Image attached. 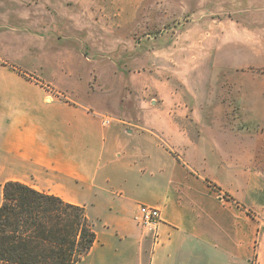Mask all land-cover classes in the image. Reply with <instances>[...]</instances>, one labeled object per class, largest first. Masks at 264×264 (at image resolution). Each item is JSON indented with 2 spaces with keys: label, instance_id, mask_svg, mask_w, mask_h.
Instances as JSON below:
<instances>
[{
  "label": "crops",
  "instance_id": "obj_1",
  "mask_svg": "<svg viewBox=\"0 0 264 264\" xmlns=\"http://www.w3.org/2000/svg\"><path fill=\"white\" fill-rule=\"evenodd\" d=\"M107 1L0 0V202L16 180L83 205L96 238L75 264H264V0L202 38L243 57L195 93L134 72Z\"/></svg>",
  "mask_w": 264,
  "mask_h": 264
},
{
  "label": "rangeland",
  "instance_id": "obj_2",
  "mask_svg": "<svg viewBox=\"0 0 264 264\" xmlns=\"http://www.w3.org/2000/svg\"><path fill=\"white\" fill-rule=\"evenodd\" d=\"M100 5L109 25H115L122 11L129 32L125 41L137 44L133 52L140 55L134 72L153 71L187 93H195L215 73L217 61L243 57L242 49L201 48L202 38L211 42L212 30L231 23L228 15L242 10V2L239 7L233 0H109ZM202 29L204 34H199Z\"/></svg>",
  "mask_w": 264,
  "mask_h": 264
},
{
  "label": "trees",
  "instance_id": "obj_3",
  "mask_svg": "<svg viewBox=\"0 0 264 264\" xmlns=\"http://www.w3.org/2000/svg\"><path fill=\"white\" fill-rule=\"evenodd\" d=\"M95 238L83 205L20 181L3 183L0 264H75Z\"/></svg>",
  "mask_w": 264,
  "mask_h": 264
},
{
  "label": "built area",
  "instance_id": "obj_4",
  "mask_svg": "<svg viewBox=\"0 0 264 264\" xmlns=\"http://www.w3.org/2000/svg\"><path fill=\"white\" fill-rule=\"evenodd\" d=\"M135 222L154 233L157 236V224L160 221V210L149 205H140L134 215Z\"/></svg>",
  "mask_w": 264,
  "mask_h": 264
}]
</instances>
